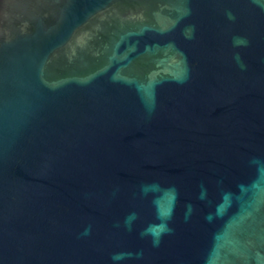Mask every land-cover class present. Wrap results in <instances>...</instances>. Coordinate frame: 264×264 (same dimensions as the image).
Masks as SVG:
<instances>
[{
  "label": "water",
  "instance_id": "obj_1",
  "mask_svg": "<svg viewBox=\"0 0 264 264\" xmlns=\"http://www.w3.org/2000/svg\"><path fill=\"white\" fill-rule=\"evenodd\" d=\"M0 264H264V0H0Z\"/></svg>",
  "mask_w": 264,
  "mask_h": 264
}]
</instances>
